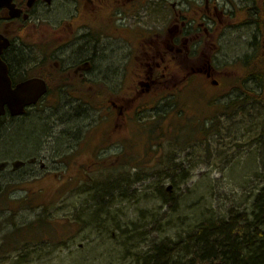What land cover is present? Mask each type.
<instances>
[{
  "label": "rangeland",
  "instance_id": "rangeland-1",
  "mask_svg": "<svg viewBox=\"0 0 264 264\" xmlns=\"http://www.w3.org/2000/svg\"><path fill=\"white\" fill-rule=\"evenodd\" d=\"M225 2L226 8L235 5L238 8L250 0H219L222 5ZM152 17L141 12L138 21L147 24ZM239 17L236 25H222L213 62L217 72L223 73H219L220 77L231 80L230 83L226 81L220 87L211 84L210 79L194 77V84L185 87L179 84L171 91L175 96L168 98L177 101L184 98L187 120L202 116L206 139H196L199 140L196 143L181 141L183 145L176 146L162 139L164 145L159 152L145 153L151 140L145 133L149 127L144 123L157 111L168 108L165 101L155 103L154 93L163 94L167 87L169 91L173 85L171 79L176 84L183 77L154 85L153 94L139 98L141 109L122 129L115 126L117 116L110 102L118 98L117 94L90 95L92 106L66 97L67 103L74 102V113L79 115L71 137L70 126L62 116L69 108L65 103L53 108L51 105L58 99L55 102L51 95L23 116V120L43 118L46 130L39 132L42 133L39 143H33L36 136L32 133L38 124L24 122L14 134H7L8 139L0 145V252H5V255L0 253V264H138L139 257L150 251L151 246L178 240L200 221L228 218L250 208L264 169L261 156L264 101L248 99L241 89L232 88L237 87L240 71L235 66L223 72L226 65L252 51L255 29L251 23H243L245 16ZM110 62L106 58L98 65L103 67L106 63L108 67ZM114 80L110 77L106 83L115 87ZM251 86L249 82L245 85L248 89ZM239 97L244 104L240 109L232 113L214 111L216 106ZM150 101L156 110L146 107ZM212 111L216 121L207 118ZM171 117L169 114L165 123ZM12 123L6 118L1 125L5 131L0 144ZM63 131L68 137L60 139ZM159 154H164L163 163L156 165ZM170 154H175L174 162L180 163L189 175L185 182L182 177L176 179L171 192L176 205L162 203L152 190V182L169 163ZM128 156L135 159L129 163ZM178 156L181 157L176 159ZM133 163L145 167L140 171L141 180L135 176L138 169L133 168ZM162 178L164 187L169 189L171 178ZM112 184H120L122 192L114 191V202L107 203L110 206L103 217L105 227L89 225L85 214L95 205L90 192L104 190ZM19 237L28 242L29 248L15 249ZM44 239L52 241L40 244ZM37 246L42 248L40 253Z\"/></svg>",
  "mask_w": 264,
  "mask_h": 264
},
{
  "label": "flooded vegetation",
  "instance_id": "flooded-vegetation-1",
  "mask_svg": "<svg viewBox=\"0 0 264 264\" xmlns=\"http://www.w3.org/2000/svg\"><path fill=\"white\" fill-rule=\"evenodd\" d=\"M226 4L0 0V44H6L0 57L12 87L32 78L43 80V97L58 99L53 108L67 103L66 97L90 106V95L117 94L110 102L117 116L115 126L122 129L139 112V98L153 94L157 83L186 76L212 78L222 26L218 15L236 9ZM141 12L153 16L147 24L138 21ZM106 58L111 61L108 67L98 65ZM110 77L115 87L106 83ZM40 104L28 107L24 115Z\"/></svg>",
  "mask_w": 264,
  "mask_h": 264
},
{
  "label": "trees",
  "instance_id": "trees-1",
  "mask_svg": "<svg viewBox=\"0 0 264 264\" xmlns=\"http://www.w3.org/2000/svg\"><path fill=\"white\" fill-rule=\"evenodd\" d=\"M241 15L246 18V21L243 23H251L255 29L251 41L252 51L239 57L233 61L231 65H226L223 72L227 73L229 72L228 68L235 66V69L240 71H238L237 87L232 88L241 89L248 99L255 97L264 101V0H250L249 4L236 8L234 12L223 14L220 20L223 26H229L231 24L236 25L240 21L239 16ZM223 26H220L218 34ZM220 72L221 71L217 72L214 67L212 78L217 81L216 86L222 87L223 83L226 81L230 83L231 80L221 78L220 74L223 75V73ZM171 81L173 85L170 86L169 91H167V87L164 88L165 91L163 94H159L157 91L154 93V95H156L154 100L155 103L158 104L160 101H165L167 103L165 107L168 108L163 111H157L156 114L152 116L151 120H147L144 123L145 126L149 127V130L145 128V133L151 140L147 145L145 153L159 152L164 145V143L161 142L162 139L169 140L174 146L183 145L181 141L185 143H196L201 140V138L206 139L207 128L205 122L204 124L202 123V116L191 117L187 120L185 105L183 107L182 104L184 98L183 101H177L175 99L168 100L170 96H175L176 93L173 94L171 91L176 90L179 84L183 87L194 84L195 78L193 76H186L177 81L176 84H174V79H171ZM247 82L252 84L251 89L245 87ZM88 104L90 106L94 105L90 102V99ZM145 105L150 110L157 109L156 106H151V101ZM243 105V101H240V97L234 98L224 104L216 106L214 111L218 109V112L232 113L240 109ZM141 107L140 105V109ZM73 109L75 108H69L66 114L62 115L64 116L63 121L70 126L71 130H68L70 131V137L73 136L74 132L72 129L77 125L76 121L79 119V115L77 113L75 115ZM214 111L209 114L211 117L207 118L216 121L217 117L212 116L214 115ZM239 112L241 113V111ZM169 114H172V117L169 122L165 123V119ZM6 118L13 123L10 126L12 127L10 131L4 134L6 136L1 140V146L4 144V140L8 139V135L14 134L17 128L24 125V122L38 124V127L36 129L34 128L35 131L32 133L36 136L33 143L38 144L42 136L40 135L42 133L39 132L42 131L44 133L46 130V121L43 118L42 120L35 117L29 120H23V116L19 118L8 115L0 119V136H2V133L5 131V129L1 128V125L5 123ZM186 128H191L192 130L186 131ZM62 136L68 137L65 131L62 132L60 139ZM196 139L199 140L196 141ZM159 155L160 156L156 159V161L159 162H156V165L163 163L164 154ZM157 156L158 155L155 154L153 157L156 158ZM261 156L264 167V154H261ZM180 157L181 156H178L176 159ZM126 159L130 163L133 161L132 159L135 158L128 156ZM174 160L175 154H170L168 159L169 163L165 164L162 168L163 172L155 176L152 182V190L155 192L154 196L160 199L162 203H173L176 205V201L171 195L172 190L177 184L176 179L182 177L185 182L189 175L188 171L182 170L181 164L175 163ZM133 164L135 165L133 168L138 169L135 176L137 179L141 180V178H139L140 171L145 167L137 163ZM179 171L180 175H176ZM163 176L171 178L172 186L169 189L164 187L162 183ZM114 191L122 192V186L120 184H112L105 187L104 190L101 188L98 191L94 190L92 193L89 190L90 200L95 204L94 206H90L88 208L89 211L85 214V219L89 221V225L94 223L98 225L99 228L105 227L106 222L103 217L108 214L107 208L110 205L107 203L114 202L115 200ZM253 197L250 208L244 210V212L232 213L228 218L220 220L208 219L200 221L195 227L187 231L185 235H180L178 240L171 243L162 241L151 246L150 251H147L140 257L138 256V264H264V169L262 173V183L257 191H255ZM51 241L52 240L44 239L40 240L39 243L41 244L44 242L47 245V242L51 243ZM27 243L28 242L23 241L19 237L15 249L19 250L21 247L24 249L29 248L26 247ZM33 243L37 244L34 241ZM42 246L44 247V245ZM37 248H39L38 253H40L42 249L41 246H37ZM1 254L5 255V252Z\"/></svg>",
  "mask_w": 264,
  "mask_h": 264
},
{
  "label": "water",
  "instance_id": "water-1",
  "mask_svg": "<svg viewBox=\"0 0 264 264\" xmlns=\"http://www.w3.org/2000/svg\"><path fill=\"white\" fill-rule=\"evenodd\" d=\"M3 47L0 44V54ZM45 92V82L37 78L25 80L12 87L8 67L0 58V117L6 112L11 116L22 115L25 108L35 104Z\"/></svg>",
  "mask_w": 264,
  "mask_h": 264
},
{
  "label": "bare ground",
  "instance_id": "bare-ground-1",
  "mask_svg": "<svg viewBox=\"0 0 264 264\" xmlns=\"http://www.w3.org/2000/svg\"><path fill=\"white\" fill-rule=\"evenodd\" d=\"M65 104L67 105V103L65 102Z\"/></svg>",
  "mask_w": 264,
  "mask_h": 264
}]
</instances>
